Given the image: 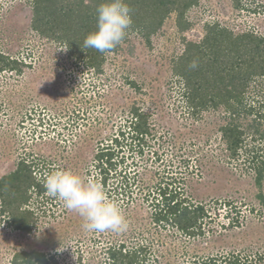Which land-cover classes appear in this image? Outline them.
<instances>
[{"label": "rangeland", "instance_id": "rangeland-1", "mask_svg": "<svg viewBox=\"0 0 264 264\" xmlns=\"http://www.w3.org/2000/svg\"><path fill=\"white\" fill-rule=\"evenodd\" d=\"M242 2L239 9L233 0H197L185 31L171 13L150 44L131 32L96 73L32 28L28 0H0V52L19 62L0 72V179L23 158L34 162L38 178L71 170L101 183L129 222L119 234L86 232L82 218L59 199L33 191L25 206L34 212L29 231L17 229L0 202V264L24 250L53 255L59 264H110L108 247L121 242L149 244L148 264H209L215 258L230 264L234 256L264 264V205L253 175L224 154L221 112L190 114L173 71L186 40L200 41L209 23L264 35V0ZM133 106L150 115L152 135L142 153L129 144L120 150L125 162L105 185L96 155L125 128ZM122 176L131 185L122 186ZM169 181L209 208L213 219L205 221L204 235L189 237L152 221L156 186Z\"/></svg>", "mask_w": 264, "mask_h": 264}, {"label": "trees", "instance_id": "trees-1", "mask_svg": "<svg viewBox=\"0 0 264 264\" xmlns=\"http://www.w3.org/2000/svg\"><path fill=\"white\" fill-rule=\"evenodd\" d=\"M28 1L32 5L34 30L67 46L72 57L96 73L102 71L107 53L83 49L82 45L87 34L96 29L97 8L105 0ZM125 3L132 9L133 24L122 42L131 32H136L150 44L152 35L171 13H176L178 27L185 31L190 26L186 15L197 0H125ZM233 4L235 8L243 7L242 0H233ZM122 42L110 52L118 51ZM193 61L198 65L194 69L189 67ZM18 64L17 59L0 52V72L17 69ZM173 71L183 85L190 114L198 115L206 110L221 112L224 122L219 133L224 154L233 162H241L243 169L253 175L259 201L264 205V35L251 29L237 32L219 22L209 23L200 41L186 40L183 53L174 61ZM149 118L147 112L133 106L121 134L97 153V167L105 185L125 162L124 157L118 158L124 146L129 144L143 152L153 130ZM35 169L33 161L23 158L14 171L0 179L1 211L12 218L17 229L31 230L34 212L25 206L34 192L47 193L43 185L46 175L41 173L38 178ZM172 184L169 181L156 186L152 221L160 228L170 226L189 237L204 235L205 221L213 219L209 208ZM121 185L128 187L131 183L125 178ZM149 251L150 245L144 242L132 247L121 242L108 247V259L110 264H148ZM218 261L215 258L209 264ZM10 264L59 263L53 255L49 258L44 252L24 250L17 252ZM230 264L245 263L234 256Z\"/></svg>", "mask_w": 264, "mask_h": 264}, {"label": "clouds", "instance_id": "clouds-1", "mask_svg": "<svg viewBox=\"0 0 264 264\" xmlns=\"http://www.w3.org/2000/svg\"><path fill=\"white\" fill-rule=\"evenodd\" d=\"M97 13L96 29L87 34L82 48L108 53L122 42L133 24L132 9L125 0H105L97 8ZM197 66L196 61L189 65L193 69ZM43 185L66 210L82 218L84 231L119 234L128 229L129 222L122 208L107 197L98 181L85 179L71 170L57 169L46 174Z\"/></svg>", "mask_w": 264, "mask_h": 264}]
</instances>
